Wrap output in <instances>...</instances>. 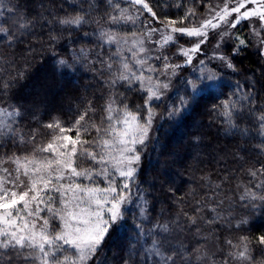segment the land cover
<instances>
[{
  "label": "snow or ice",
  "instance_id": "1",
  "mask_svg": "<svg viewBox=\"0 0 264 264\" xmlns=\"http://www.w3.org/2000/svg\"><path fill=\"white\" fill-rule=\"evenodd\" d=\"M49 4L36 12L29 0H0V44L28 43L24 63L0 75V264H107L129 227L136 238L122 264H264V231L221 238L225 229L250 233L247 217L264 216V0ZM37 52L48 53L54 78L57 68H87L100 95L80 99L71 120L48 113L25 130L35 113L6 98ZM249 55L255 69L240 67ZM207 100L213 123L255 141V163L226 169L218 182L201 177L202 191L179 197L170 221L147 227L149 146L156 151L165 124L197 127ZM190 142L199 147L201 135ZM205 232L211 248L201 247ZM186 234L194 244L174 243Z\"/></svg>",
  "mask_w": 264,
  "mask_h": 264
},
{
  "label": "trees",
  "instance_id": "2",
  "mask_svg": "<svg viewBox=\"0 0 264 264\" xmlns=\"http://www.w3.org/2000/svg\"><path fill=\"white\" fill-rule=\"evenodd\" d=\"M69 3H78L79 0H68ZM174 0H160L161 4L173 3ZM191 0H189V3ZM30 6L36 12H44L40 7L44 3L51 8L49 0H29ZM158 13L161 9H157ZM199 14V8H197ZM170 14H183L177 12L175 8L170 10ZM5 18L12 19L5 14ZM39 31V29H37ZM33 42L35 38H32ZM28 43L25 41L14 48H8L6 44H0V75L7 76L8 73H14V69L24 63V57L28 55L25 49ZM65 56L68 54L65 53ZM31 67L27 71V78L19 81L6 101L13 106H22L24 109L32 110L35 113V119H26L22 127L27 130L28 126H36L37 121H46L47 114L63 115L71 120L72 113L80 99H95L100 95V85L94 78V73L87 68H79L74 73H63L57 68V76L54 78L52 73V64L45 63L48 59V53L37 52L29 57ZM12 61L16 63L13 64ZM255 55H249L243 60L242 68H256ZM62 74V76H61ZM233 79L243 80V76L233 77ZM61 87V92L56 88ZM213 94L218 92L212 90ZM43 98V100L41 99ZM223 99V97H221ZM213 103L211 100L205 101L207 107L202 108L195 116L197 127H182L175 132L168 124L158 133L160 144L156 146V151H151V145L148 149V155L145 157L144 165L146 174L143 185L146 192L150 193L149 199V220L151 224L157 222L163 224L170 221L177 211L178 198L184 196L190 199L189 194L193 191L200 193L201 177H210L214 182L225 174V170H235L241 165L245 168L255 163V153L250 151V145L245 144L239 136H233L231 133H225V126H221L219 120L213 123V118L208 115V107ZM211 125V126H209ZM196 132L202 137L199 147L194 148L191 144V133ZM166 146V147H162ZM248 150V151H245ZM9 152L17 151L16 148L7 149ZM163 153V154H161ZM248 161V163H244ZM167 172L168 175L164 176ZM151 185V186H150ZM169 188L175 190V196L169 193ZM228 189L225 188V191ZM231 195V193H229ZM176 201V203H174ZM183 207V205H181ZM244 215L243 211L238 213ZM255 221L252 225H247L252 231L250 233L229 232L227 229L222 233V237H238L242 234H254L257 230L264 231V216L259 213L251 214L247 217ZM188 235V234H186ZM208 243L201 247H213L212 236L205 232ZM136 238L135 231L129 227L118 234L117 240L112 244L111 251L108 253L107 264H122L121 257L128 258L130 249L125 247L127 241ZM183 242L186 246H191L195 241L191 235L185 240L181 236L174 243ZM218 247V246H217ZM217 262L221 259L219 255L215 257ZM143 264H152L151 259Z\"/></svg>",
  "mask_w": 264,
  "mask_h": 264
},
{
  "label": "rangeland",
  "instance_id": "3",
  "mask_svg": "<svg viewBox=\"0 0 264 264\" xmlns=\"http://www.w3.org/2000/svg\"><path fill=\"white\" fill-rule=\"evenodd\" d=\"M211 3H218L219 0H210ZM82 68L79 65H74L72 67H68V68H59L61 72L63 73H69V75H71L72 73H74L77 69ZM61 87L59 86L58 88H56V91L61 92ZM61 95H63V92H61ZM43 100V98H41ZM5 138L4 137H0V142H3ZM150 147V146H149Z\"/></svg>",
  "mask_w": 264,
  "mask_h": 264
}]
</instances>
